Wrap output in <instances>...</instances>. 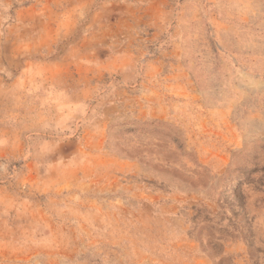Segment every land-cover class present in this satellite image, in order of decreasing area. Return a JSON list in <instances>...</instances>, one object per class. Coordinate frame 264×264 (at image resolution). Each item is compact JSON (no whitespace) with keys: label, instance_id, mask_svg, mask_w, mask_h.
Here are the masks:
<instances>
[{"label":"rangeland","instance_id":"1","mask_svg":"<svg viewBox=\"0 0 264 264\" xmlns=\"http://www.w3.org/2000/svg\"><path fill=\"white\" fill-rule=\"evenodd\" d=\"M0 264H264V0H0Z\"/></svg>","mask_w":264,"mask_h":264}]
</instances>
